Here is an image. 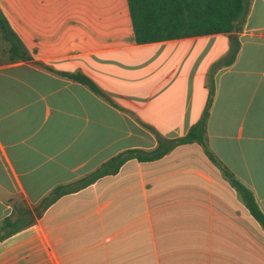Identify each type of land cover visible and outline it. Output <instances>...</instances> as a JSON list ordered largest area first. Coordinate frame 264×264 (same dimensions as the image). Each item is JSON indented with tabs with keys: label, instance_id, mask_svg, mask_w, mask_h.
Returning <instances> with one entry per match:
<instances>
[{
	"label": "crops",
	"instance_id": "1",
	"mask_svg": "<svg viewBox=\"0 0 264 264\" xmlns=\"http://www.w3.org/2000/svg\"><path fill=\"white\" fill-rule=\"evenodd\" d=\"M0 10L26 55L10 59L0 32V223L15 227L0 264H264L238 186L264 213V0L238 30L142 43L127 0ZM206 102L218 163L195 140L113 161L184 134Z\"/></svg>",
	"mask_w": 264,
	"mask_h": 264
},
{
	"label": "trees",
	"instance_id": "2",
	"mask_svg": "<svg viewBox=\"0 0 264 264\" xmlns=\"http://www.w3.org/2000/svg\"><path fill=\"white\" fill-rule=\"evenodd\" d=\"M249 0H127L129 15L135 40L139 43L158 41L208 33L230 32L240 28V22ZM0 32L3 51L10 59L25 58V48L11 28L5 15L0 10ZM230 59V58H229ZM74 80L86 84L90 89L100 92L98 86L80 71H61ZM211 91V87L209 92ZM207 102L200 116L182 135L158 140L150 150L131 148L116 154L112 159L115 164L134 155L140 159L156 158L167 152L177 143L195 140L203 145L210 158L217 162L204 141ZM241 195L249 211L264 228V213L260 210L252 192L243 184H238ZM14 221L4 218L0 229L9 227L0 233L2 237L14 230Z\"/></svg>",
	"mask_w": 264,
	"mask_h": 264
}]
</instances>
